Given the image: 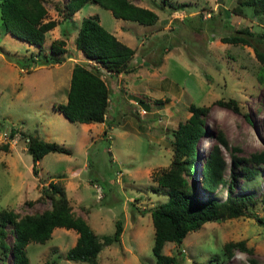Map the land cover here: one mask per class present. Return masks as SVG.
Returning a JSON list of instances; mask_svg holds the SVG:
<instances>
[{
    "label": "rangeland",
    "instance_id": "rangeland-1",
    "mask_svg": "<svg viewBox=\"0 0 264 264\" xmlns=\"http://www.w3.org/2000/svg\"><path fill=\"white\" fill-rule=\"evenodd\" d=\"M65 1L44 0L45 20L53 19L56 24L45 33L42 47L12 37L0 22V129H7L0 134V145L7 148L0 149V210L13 209L24 215L48 209V200H34L41 186L58 179L72 212L85 219L96 235L112 234L114 222L121 221L119 241L103 247L96 264H154L149 210L165 201L166 194L152 191L151 175L168 165L171 131L187 118V106H209L203 118L205 133L196 145V182L203 157L218 133L228 148H239V156L264 145V65L252 49L264 53V13L239 6L237 0H129L157 14L155 23L142 25L114 18L107 9L87 2L79 16H96L109 33L113 28L121 30L119 40L133 47L130 64L134 70L107 74L97 67L108 89V107L104 125H98L97 133L90 129L91 143L81 152L75 146L79 125L59 115L53 104L61 101L67 68L70 73L74 63L88 69L97 65L74 50L72 39L79 17L72 14L66 19L55 9H61ZM242 30L248 31L250 46L220 41L224 36H244ZM58 38L63 39L65 51L52 54L49 43ZM43 57L50 62L29 63L30 58ZM27 62L28 67L19 68ZM230 99L238 112L214 103ZM12 126L35 132L44 141L62 140L71 153L49 152L33 176L24 138L7 137ZM220 149L225 160L222 183L212 193L199 187L194 193L202 200L222 201L231 182V195L250 194L255 199L249 208L252 217L207 221L187 232L179 245L166 242L162 253L175 256L174 264H264V228L254 219L263 215L264 168L258 166V174L246 180L238 168L231 169L229 150ZM83 160L85 166L79 168ZM75 165L77 171H73ZM95 188L100 190L99 198ZM5 230L10 246L12 234L9 227ZM74 234L71 229L55 227L44 243H28V264H88L64 257L74 244ZM237 240H244L251 255L234 250L227 258L222 244ZM9 263V252L0 251V264Z\"/></svg>",
    "mask_w": 264,
    "mask_h": 264
},
{
    "label": "trees",
    "instance_id": "trees-1",
    "mask_svg": "<svg viewBox=\"0 0 264 264\" xmlns=\"http://www.w3.org/2000/svg\"><path fill=\"white\" fill-rule=\"evenodd\" d=\"M92 1L107 9L114 18L135 21L142 25H152L157 14L146 7L134 5L129 0H66L61 9L55 8L64 18L72 15L85 3ZM239 6H249L256 14L264 13V0H237ZM46 19L44 0H0V22L4 32L22 42L41 46L45 33L56 24L53 19ZM244 36L229 35L220 38L225 43L248 45V31L242 30ZM74 48L87 60L97 66L88 69L82 64L74 63L71 67L69 85L64 103H54L53 108L61 112L69 122L89 123L103 122L108 102V89L100 77V69L116 74L134 70L130 60L133 49L119 41L105 30L96 16L81 18L73 39ZM63 39L50 42L49 52L60 54L65 51ZM256 58L264 65V53L252 47ZM49 57L30 58L29 63L46 64ZM27 63L19 68L28 67ZM98 67V68H97ZM216 105L238 112L236 103L230 100H216ZM188 116L177 123L171 131L170 160L166 167L151 175L155 193L163 192L166 200L157 203L149 210L153 228L151 254L154 264H174L175 256L162 253L163 245L171 242L179 245L187 232L196 231L207 221L249 217V208L255 203L250 194L231 195L232 184L228 182L226 197L222 201L213 198L199 199L195 188L212 193L222 183L225 160L220 146L229 150L231 169L238 168L239 175L246 180L258 174V166L264 168V145L260 150L247 156L237 155L239 148H228L225 138L218 133L200 165L198 182L193 179L194 161L197 158V141L205 133L203 118L209 106H187ZM7 130V129H6ZM6 130L0 129V134ZM7 137L16 135L24 138L25 151L31 158V173L36 175L37 161L48 152L69 154V150L54 141H44L37 133L24 132L16 126L8 128ZM6 151V145H0ZM190 177V182L187 177ZM198 185V186H196ZM49 201V208L39 213L19 215L13 209L0 210V251L9 252V264H28L25 247L28 243H44L51 236L55 227L71 229L75 232L74 244L64 254L65 259L88 264H96L98 252L105 246L119 241L122 232L121 221L114 222V231L110 235H96L85 219L75 215L61 183L48 181L40 187L36 202ZM27 204H32L30 200ZM263 215L254 217L264 228V197L261 198ZM9 227L12 243L7 245L5 238ZM234 250L251 255V249L245 246L244 240L227 241L222 244V251L227 258L232 257ZM253 262V260H251ZM215 262L214 264H217Z\"/></svg>",
    "mask_w": 264,
    "mask_h": 264
},
{
    "label": "crops",
    "instance_id": "crops-1",
    "mask_svg": "<svg viewBox=\"0 0 264 264\" xmlns=\"http://www.w3.org/2000/svg\"><path fill=\"white\" fill-rule=\"evenodd\" d=\"M86 4V3H85ZM84 4V5H85ZM83 5V6H84ZM82 6V7H83ZM82 7L81 8H79L77 11H75L74 13H73V15H76V16H78L79 17V19H78V25H77V28H78V26H79V24H80V20H81V18L82 17H84L83 15L80 17L79 15L81 14V10H82ZM67 19V18H66ZM116 29L117 28H113V30H111L110 32H111V34L114 36V37H116L118 40L120 39V37L122 36H120V34H121V30H117V31H119L118 33H117V31H116ZM77 30V29H76ZM75 34H76V31H75ZM75 36V35H74ZM126 38H127V36H125ZM73 39H74V37H73ZM73 39H72V43H73ZM121 40H123L122 38H121ZM127 40H128V38H127ZM46 41V36H45V38H44V41H43V43ZM120 41V40H119ZM26 43V42H25ZM43 43L41 44V46H38V47H42L43 46ZM123 43L124 44H126L127 46H129L130 48H132L133 49V47H131L130 46V44L128 43V41H123ZM26 44H28V43H26ZM28 45H33L34 46V44H28ZM49 45H50V43H49ZM35 46H37V45H35ZM74 47V46H73ZM48 49H49V46H48ZM74 50L78 53V55H81V53L78 51V50H76L75 48H74ZM80 53V54H79ZM84 57V56H83ZM73 65V64H72ZM21 69V68H20ZM70 71H71V68H70ZM105 73H107V74H109V72H107V71H105ZM64 78H65V86H64V89L62 90V93L61 92H59L60 93V96H61V101L60 102H57V103H64L65 102V100H66V92H67V89H68V85H69V78H70V73H69V71H68V68H67V70H66V73H65V76H64ZM68 81V82H67ZM105 82V81H104ZM105 84H106V82H105ZM107 107H108V105H107ZM55 110V109H54ZM57 112H58V114L59 115H62L61 114V112H59L58 110H57ZM63 116V115H62ZM78 125H79V130H78V133L75 135V146H76V149L77 150H79V151H84L85 150V148H86V146H88L90 143H91V134H89V131H90V129L92 130V132H96V131H98V128L97 127H99L98 125H100V126H102V125H104V121L103 122H100V123H97V122H89V123H77ZM99 129H101L100 127H99ZM97 133V132H96ZM93 138V137H92ZM94 140V139H93ZM92 140V141H93ZM61 142V143H60ZM60 142L58 143L60 146H63L64 147V145H63V142H62V140H60ZM57 143V142H56ZM93 143V142H92ZM65 148H67L68 150H69V152L71 153V149L69 148V147H66L65 146ZM51 153H57V152H51ZM69 153V154H70ZM49 154V152L48 153H46L45 155H48ZM58 154H62V153H58ZM69 154H65V155H69ZM45 155H43L38 161H37V166H40V161H42V158L45 156ZM53 154H51V156H52ZM86 161H82V164H78L79 165V168H83V166H85V163ZM76 168H78L77 167V165H75V166H73V169H72V167H69V169H71V170H73V171H77V170H75ZM39 169V168H38ZM40 173V172H39ZM63 175V174H62ZM59 176V175H58ZM57 180V179H56ZM56 180H52V181H56ZM74 237H76V234H74Z\"/></svg>",
    "mask_w": 264,
    "mask_h": 264
},
{
    "label": "built area",
    "instance_id": "built-area-1",
    "mask_svg": "<svg viewBox=\"0 0 264 264\" xmlns=\"http://www.w3.org/2000/svg\"><path fill=\"white\" fill-rule=\"evenodd\" d=\"M142 112H144L143 110H142ZM95 190H96V195H97V198H99L100 196H101V194H100V190H99V188H95Z\"/></svg>",
    "mask_w": 264,
    "mask_h": 264
},
{
    "label": "water",
    "instance_id": "water-1",
    "mask_svg": "<svg viewBox=\"0 0 264 264\" xmlns=\"http://www.w3.org/2000/svg\"><path fill=\"white\" fill-rule=\"evenodd\" d=\"M218 1V3H220L221 2V0H217Z\"/></svg>",
    "mask_w": 264,
    "mask_h": 264
}]
</instances>
